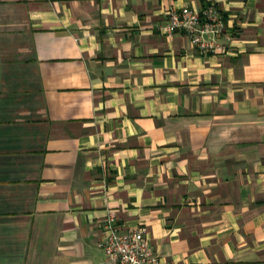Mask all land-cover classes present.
<instances>
[{"label": "crops", "instance_id": "0c3cea01", "mask_svg": "<svg viewBox=\"0 0 264 264\" xmlns=\"http://www.w3.org/2000/svg\"><path fill=\"white\" fill-rule=\"evenodd\" d=\"M210 3L221 51L161 32ZM109 212L161 264H264V0H0V264H102Z\"/></svg>", "mask_w": 264, "mask_h": 264}, {"label": "built area", "instance_id": "2783aa9c", "mask_svg": "<svg viewBox=\"0 0 264 264\" xmlns=\"http://www.w3.org/2000/svg\"><path fill=\"white\" fill-rule=\"evenodd\" d=\"M160 30L168 36L185 34L195 48L207 55L222 50L217 41L226 33L227 25L223 13L215 3H210L201 9L186 5L168 12V23ZM102 228L104 237L98 245L105 255L102 264H161L144 230L121 234L114 212L108 213Z\"/></svg>", "mask_w": 264, "mask_h": 264}]
</instances>
